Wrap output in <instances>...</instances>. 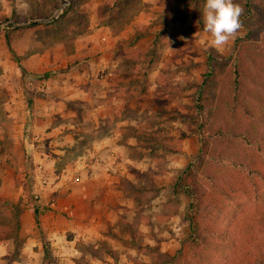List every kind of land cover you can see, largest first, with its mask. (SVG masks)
<instances>
[{"label":"rangeland","instance_id":"1","mask_svg":"<svg viewBox=\"0 0 264 264\" xmlns=\"http://www.w3.org/2000/svg\"><path fill=\"white\" fill-rule=\"evenodd\" d=\"M234 2L243 9L242 1ZM202 9L203 0H0V181L7 185L0 196V237L15 240L1 264L29 259L58 264L60 257L61 264H166L163 256L175 253L189 232L188 198L173 194L171 186L195 155L193 92L206 70L208 52L229 61L235 55L234 40L221 51L204 46L210 36L203 31ZM244 33L240 27L236 37ZM113 41L111 54L107 50ZM53 48L65 57L77 53L82 61L76 59L73 66L65 58L31 67L33 55L45 57L46 51L41 62H48ZM88 50L91 57H80ZM104 50V69L93 72L102 68L97 56ZM26 62L54 74L44 79V72L26 70ZM51 131L63 135L67 161L82 152L100 153L95 148L107 131L123 132L118 141L128 146L129 157L123 163L121 156L117 159L124 165L117 175L125 179L129 206H123L117 221L103 217L98 228L105 231L95 239L68 243L78 252L65 247L59 256L50 249L43 219L32 223L24 218L27 226L20 236L16 227L19 214L24 217L27 206L32 208L24 188L38 200L35 189L43 183L30 150L53 155L46 175L62 169H56L60 145L51 148L46 137ZM65 171L69 179L76 172L72 164ZM67 191L65 182L48 194L47 203ZM65 215L58 222L60 243L76 234L73 218ZM32 235L38 246L33 247Z\"/></svg>","mask_w":264,"mask_h":264},{"label":"trees","instance_id":"2","mask_svg":"<svg viewBox=\"0 0 264 264\" xmlns=\"http://www.w3.org/2000/svg\"><path fill=\"white\" fill-rule=\"evenodd\" d=\"M234 1L245 33L231 61L208 52L193 92L195 155L171 186L188 198L189 232L166 264H264V0ZM24 190L38 222L48 208Z\"/></svg>","mask_w":264,"mask_h":264},{"label":"crops","instance_id":"3","mask_svg":"<svg viewBox=\"0 0 264 264\" xmlns=\"http://www.w3.org/2000/svg\"><path fill=\"white\" fill-rule=\"evenodd\" d=\"M115 43L116 42L113 41V43L108 46L109 48L107 51L111 52V49L113 48ZM54 49L55 48L51 49V51L47 53L48 56L52 57V59H49L48 62H41L45 60L46 51L43 53L45 54V57L44 55L39 56L40 52H37L35 55H33L31 58L33 60V62H31V67L33 63H36L38 66L40 64L41 66L43 65V63H57L59 60L63 62L65 61V58H67L66 60L70 61V63L73 61V66L77 65V63H75L76 59L79 60L78 62L82 61V59L80 60V58H78L79 54L77 53L66 55L67 57H65L64 54H60ZM92 53L93 52L91 50H88L84 55L80 57H91L88 55H92ZM98 55V66L102 68L93 69V72L94 70L95 72H97V70L104 69L105 66L103 64V61L105 62L106 60L105 50L99 52ZM38 60L40 61L38 62ZM85 60L87 62H90L92 58H86ZM100 60H102V63H100ZM37 65L35 66L37 67ZM24 67L26 70L30 69L31 72H51V70L48 69L34 70L33 68H30V62H26ZM53 74L54 72H52V75ZM49 78H47V80ZM96 81L97 79H95V83H97ZM92 86L94 87V84H92ZM51 108H53V104H51ZM47 114L52 115L51 112H47ZM102 117V119H104L107 116ZM110 131H107L106 133L101 135L103 139L97 146L99 148H95L101 149L100 153L99 151L82 152L76 155L75 159L72 158L69 161H67L65 155H63L64 149L62 148L64 147L61 144V141L63 140V135H59L58 133L52 134L53 131L46 134V137L51 138L49 141L52 144L50 145V147L52 146L51 148H55L57 145H60V147H56L55 149L58 152L62 153V156L56 157L59 159L58 161L61 162L59 163L60 167L58 166L56 169H62L60 173L56 174L52 172L47 173L48 175H46L45 173H43L46 172L47 169L53 168L52 154L50 155L49 153H46L47 151L39 152L37 150H30L31 153L33 152L32 159L35 168L38 172H40L37 177L40 176L41 181L43 180V183L38 184V187H36L35 189V192L38 194L36 196L38 198L37 201L41 206L46 205L47 207L49 205L47 207L48 210L40 211L38 218L43 219L44 233L49 236L48 239L50 240V249H52L53 254L56 256L63 255L65 247H67V249L74 248V246H69L68 243H73L79 237H82V239H95L94 235H101L102 233H104L105 230H99L98 228V226L101 225L102 222L104 223L102 218L106 215H112L114 221H117L118 216L122 214L125 207L129 206L130 199L129 197H127L125 190L122 186V182L125 181V179L121 180L119 175H117V173H121L122 175L120 168H123L124 166L122 163L125 160V156H127L125 153H127L128 146L118 141V138H121V136L123 135L122 131ZM118 151L120 152V154L118 153ZM41 154H43L44 156H42ZM122 156H124V158ZM119 157L121 158L122 163L117 161ZM127 160H129L128 156ZM71 164L74 166L76 172H73L74 177H70L69 179L68 177H66L67 172L65 170ZM65 182H67L68 187L67 194L64 197L56 198V200L51 201L48 204V194L51 191H54L58 187L62 186V184ZM6 186L7 185L4 183V181H0V196L4 193V187ZM15 199L16 198H12V200ZM123 206L125 207L123 208ZM24 212H26V216L23 217L21 214H19L18 216V236H20L21 228H24L25 225L27 226V220H24V218L29 217L30 220L28 222L32 221L33 223L34 221V213L32 208L29 207V205L27 206ZM64 213L67 214L65 216L69 215V217L73 218L71 221V226L73 231L76 232V234L74 238L66 240V243H60L59 236L61 237V235L58 234L60 232L58 222L60 221L61 217H63ZM55 234H58V237H56ZM14 241V236L9 237L8 239H0V257H3L9 251L13 250ZM32 244L33 247L39 245L37 238L33 235ZM40 249L41 248H39V250ZM74 250L75 252H78L76 248H74ZM62 260L63 259L60 257V262L58 264H61ZM17 261H15L13 264H34L31 259L22 261V263H20V260V262ZM1 263L2 262L0 260V264Z\"/></svg>","mask_w":264,"mask_h":264},{"label":"clouds","instance_id":"4","mask_svg":"<svg viewBox=\"0 0 264 264\" xmlns=\"http://www.w3.org/2000/svg\"><path fill=\"white\" fill-rule=\"evenodd\" d=\"M242 11L234 0H203V31L210 36L202 42L204 46L221 51L234 40L241 27Z\"/></svg>","mask_w":264,"mask_h":264}]
</instances>
